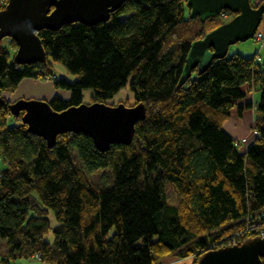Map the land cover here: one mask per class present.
<instances>
[{
	"label": "trees",
	"instance_id": "trees-1",
	"mask_svg": "<svg viewBox=\"0 0 264 264\" xmlns=\"http://www.w3.org/2000/svg\"><path fill=\"white\" fill-rule=\"evenodd\" d=\"M216 17L190 18L186 0H127L106 21L39 31L43 63L18 64L0 43V264L35 254L42 264H159L169 255L195 264L246 225L264 227V75L252 71L255 54L215 59L180 83L191 43ZM55 62L74 79L57 78ZM51 76L69 92L48 99L55 111L84 102L85 89L91 102L108 103L128 87L146 107L131 142L101 152L83 133L60 134L52 147L29 133L5 94L23 78ZM252 77L258 136L241 153L222 125Z\"/></svg>",
	"mask_w": 264,
	"mask_h": 264
},
{
	"label": "water",
	"instance_id": "water-1",
	"mask_svg": "<svg viewBox=\"0 0 264 264\" xmlns=\"http://www.w3.org/2000/svg\"><path fill=\"white\" fill-rule=\"evenodd\" d=\"M127 0H7L0 9V41L16 43L14 60L18 64L43 63L47 59L38 32L58 30L66 23L94 25L106 21ZM256 2V1H255ZM190 18L205 21L227 10L233 16L191 43L186 54L180 83L198 68L228 52L236 42L253 37L264 14V4L253 6L251 0H186ZM12 115L22 112L27 131L42 137L52 147L63 133H83L103 152L111 144H129L135 124L146 115L144 103L126 105L99 101L82 102L62 111L52 110L44 98H18L9 106ZM16 264V263H14ZM195 264H264V238L249 237L230 246L203 252Z\"/></svg>",
	"mask_w": 264,
	"mask_h": 264
},
{
	"label": "crops",
	"instance_id": "crops-1",
	"mask_svg": "<svg viewBox=\"0 0 264 264\" xmlns=\"http://www.w3.org/2000/svg\"><path fill=\"white\" fill-rule=\"evenodd\" d=\"M258 28L260 30H264V14ZM252 46L253 49L251 46L247 47V45H243L242 49L246 54H243L244 52L242 51L239 53L245 56H250L252 50L253 56L256 52V46L254 43H252ZM260 65H264V51L261 54ZM57 69L64 73V78L67 80L72 81L74 79L73 76L67 73L64 67L58 65ZM248 87L247 83L242 85L244 96L237 100L236 105L230 111V116L222 125L223 130L237 142V148L241 153H244L255 139L252 131L253 122L254 118L259 115L256 111V101L259 98V91H255L254 94L251 95L248 91ZM54 95L67 98L69 96V92L63 89L55 88L52 81L29 77L23 78L13 90L6 92V97L10 101H14L21 97L44 98L48 100ZM252 99L253 103H251ZM247 103H251V107L246 106ZM159 264H193V256L180 259L173 255H169L162 258Z\"/></svg>",
	"mask_w": 264,
	"mask_h": 264
},
{
	"label": "rangeland",
	"instance_id": "rangeland-1",
	"mask_svg": "<svg viewBox=\"0 0 264 264\" xmlns=\"http://www.w3.org/2000/svg\"><path fill=\"white\" fill-rule=\"evenodd\" d=\"M254 1L259 2L257 0H254ZM232 16H233V14L231 12L225 10V11L221 12L219 15H217V17L215 16L216 17L215 19H212V20L208 21L206 23V28L211 30V28L213 29V26L215 24H217L219 21H227ZM0 43L3 44V45H6L9 48L11 55L15 54L16 47H12V48L9 47L10 46L9 38H3L0 41ZM252 43H254V41H253L252 38H250V39H248V40H246L244 42H236L234 44H231L228 47V52H227L226 56L230 57V56H233L234 54H239L240 55L241 53H239V52H241V51L244 52L243 54H246L245 51H243V49H242L243 45H247V47L251 46L252 49H253ZM261 50H262L261 51V54H262L263 51H264V46L262 47ZM251 52L252 53H251L250 56H252V54H253L252 50H251ZM56 63L57 62H55L54 65L52 66L53 72L56 74L57 78H64L65 77L64 73H62L59 69H57L58 65L61 66V67H63V66L60 63H58V64H56ZM44 80L52 81L50 78L44 79ZM91 100H92V98H91V90H88V89L83 90V101L86 102V103H89V102H91ZM120 102H123L126 105H134L135 104V102L133 100L132 93H131V91L129 90L128 87H124V88L120 89L113 96V98L108 101V103H110V104H117V103H120ZM0 166L3 167L2 161H0ZM106 175L107 176H105V179L107 177L108 180H109L110 173L107 172ZM89 178L91 180L98 181L100 183L104 182V180H105L104 179L102 181V176H101L100 173H91V174L89 173ZM165 192H166L167 200H168L169 203L177 204V205L179 204V202H180L179 196L177 195V192H176L175 188L171 184H166ZM49 218L51 219L52 224H54L55 220H54V216H53L51 211L49 212ZM49 237L50 238L52 237L51 233H49V234H47L45 236V238H49ZM35 255L33 257H31V258H20V259H17V264H42V262L39 261V258H37ZM193 264H194V262H193Z\"/></svg>",
	"mask_w": 264,
	"mask_h": 264
},
{
	"label": "built area",
	"instance_id": "built-area-1",
	"mask_svg": "<svg viewBox=\"0 0 264 264\" xmlns=\"http://www.w3.org/2000/svg\"><path fill=\"white\" fill-rule=\"evenodd\" d=\"M254 44L256 46V52L254 55V59H253V65H252V71H254V69L259 66V73L261 75H264V65H260L261 62V49L264 46V30H260L259 28L256 30V32L254 33L253 37H252ZM53 76L50 77V79L52 80ZM248 84V91L251 93V95L254 94V92L257 89V83L254 82L253 77L250 79V81L247 83ZM251 103H253V99L251 100ZM253 134L256 138V136H258V132L256 129H253ZM257 236L260 238H264V227L261 228H256L251 230L249 228L248 225H246L242 230L234 233L232 236H230L227 241L226 244L224 246H230V245H235L240 241V239L242 237L249 238V237H253V236ZM37 258H39V255L36 254L35 255Z\"/></svg>",
	"mask_w": 264,
	"mask_h": 264
}]
</instances>
